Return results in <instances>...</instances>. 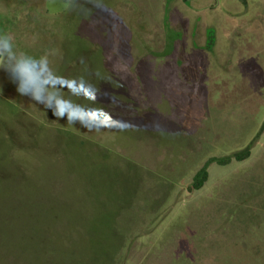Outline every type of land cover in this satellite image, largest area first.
Wrapping results in <instances>:
<instances>
[{
	"label": "rangeland",
	"instance_id": "374dc122",
	"mask_svg": "<svg viewBox=\"0 0 264 264\" xmlns=\"http://www.w3.org/2000/svg\"><path fill=\"white\" fill-rule=\"evenodd\" d=\"M96 2L0 0L65 78L37 86L100 108L69 123L0 69V264H264V0Z\"/></svg>",
	"mask_w": 264,
	"mask_h": 264
},
{
	"label": "clouds",
	"instance_id": "9594fccd",
	"mask_svg": "<svg viewBox=\"0 0 264 264\" xmlns=\"http://www.w3.org/2000/svg\"><path fill=\"white\" fill-rule=\"evenodd\" d=\"M96 7L100 8L99 0ZM0 69L7 73L9 79L16 86V91L22 96H29L38 104L45 105L51 110L52 115L59 119H66L69 123H75L80 114L84 112H100L99 107H83L66 100L58 91L61 87L68 88L69 84L62 86L58 84L53 86L50 83L43 87L37 86V76L42 74L49 78L65 79L56 77L55 73L49 67L47 55L34 57L25 52H18L14 49L13 37L7 33H0ZM71 89L75 94L86 95V98L92 100L94 97L93 86L83 79L71 80ZM85 127H91L89 124L80 120ZM104 127L106 125H100Z\"/></svg>",
	"mask_w": 264,
	"mask_h": 264
},
{
	"label": "trees",
	"instance_id": "16d2710c",
	"mask_svg": "<svg viewBox=\"0 0 264 264\" xmlns=\"http://www.w3.org/2000/svg\"><path fill=\"white\" fill-rule=\"evenodd\" d=\"M210 31H211V33L213 32L212 29ZM211 41H213V40L211 39ZM250 155H251V150L247 149L240 154L234 155L233 157H226V158L211 157L210 159H208L206 161V163L195 174L193 182H192V188L193 189H201L205 185V183L207 182V180L209 178L208 167L212 162L216 161L219 164H228L233 159H236L237 161H242V160L248 158Z\"/></svg>",
	"mask_w": 264,
	"mask_h": 264
}]
</instances>
